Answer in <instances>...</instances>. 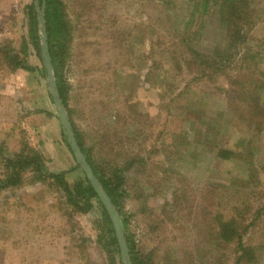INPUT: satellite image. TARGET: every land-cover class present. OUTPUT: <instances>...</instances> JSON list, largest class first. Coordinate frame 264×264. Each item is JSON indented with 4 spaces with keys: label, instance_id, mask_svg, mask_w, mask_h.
Masks as SVG:
<instances>
[{
    "label": "rangeland",
    "instance_id": "obj_1",
    "mask_svg": "<svg viewBox=\"0 0 264 264\" xmlns=\"http://www.w3.org/2000/svg\"><path fill=\"white\" fill-rule=\"evenodd\" d=\"M65 1L70 10L72 42L63 77L70 86L69 106H75L69 117L77 115L78 125L85 126L80 127L85 129L82 141L93 148L95 159L103 158L101 146L109 153L106 159H113L109 152L112 143L127 155L119 165L144 159L125 173V212L137 248L144 254L154 251L153 264H170L165 253L174 257L171 264H190V254L198 264L199 247L198 252L201 249L207 257L199 264H220L223 259H218V251L202 243L211 227L201 215L206 204L202 195L209 193L208 184L219 187L217 198L221 196L219 190L239 188L244 201L241 210L246 213L244 221L239 220L244 233L257 206L264 205V131L253 150L241 149L253 123L232 111L221 94L230 86L228 79L235 78L202 77L201 72L190 68L193 50L212 59L219 49L228 48L227 29L221 25L218 6L210 1L208 14H203V0ZM249 1L255 12L254 24L245 48L233 63L234 67L245 55L244 60L249 62H240L235 70L243 78H248L244 72L254 76L251 71H264V0ZM32 3L0 0V182L12 171L11 161L32 152L42 157L47 173L67 172L76 166L63 139L44 63L31 41L27 7ZM244 28L247 31L249 25ZM18 53L36 70L14 69L9 57ZM253 56L258 60L249 58ZM122 66L132 71L127 77L130 84H139L141 92L146 93L145 97L141 94L140 101L130 90L125 107L117 100L113 106L105 99L113 92L115 80L111 74ZM259 73L264 83V74ZM260 89L264 91V84ZM46 105L57 119L61 150L54 143L49 145L39 129L28 122L36 115L49 125L51 113ZM140 105L146 109L145 116L136 112ZM88 110L94 116H87ZM118 120L124 123L119 129L122 132H112L117 127L109 123ZM109 128L101 144L102 132ZM48 131L47 138L52 136L53 125ZM219 149L237 150L241 155L223 160L217 154ZM33 167L22 174L17 186L0 189V264H119L112 263L98 240V211H73L66 205L60 185L36 177ZM155 171L162 177L159 181ZM66 177L73 186L83 173L77 170ZM148 177L158 185L142 182ZM144 197L150 209L148 217L140 215L137 205ZM223 211L227 217H234L231 208ZM245 233L247 246L264 244V214ZM260 253L261 258L253 264H264V250Z\"/></svg>",
    "mask_w": 264,
    "mask_h": 264
},
{
    "label": "trees",
    "instance_id": "obj_2",
    "mask_svg": "<svg viewBox=\"0 0 264 264\" xmlns=\"http://www.w3.org/2000/svg\"><path fill=\"white\" fill-rule=\"evenodd\" d=\"M45 1L46 5L44 8V24L48 37L57 86L68 109V112L71 113L68 104V87L66 85V80L63 77V71L69 55L68 45L72 42V25L68 17L70 10L65 0ZM210 1L213 2L214 5L218 6V13L222 23L221 25L226 26L228 48H225L224 50L219 49L212 59L207 56L205 57V54L202 52L193 50L194 56L190 62V68L201 72L202 77L207 75L210 77L223 75L225 76L226 80L228 77L235 78L234 80L233 78L228 79L230 86L224 87L221 90V94H223L225 99L228 100V105L232 111L241 114L243 118L248 117L253 123V127L250 132L251 134L244 141L245 148L243 144L240 146L241 149L253 150L256 140H260V135L264 131V91L260 92V86L264 83H262V79L260 80L257 76L259 72L255 74L254 70L251 71L254 76L244 72L248 75V78H243L241 73L235 72L236 69L240 68V62H249L248 60H244L245 55L243 58L241 56L238 64L236 63L234 67L233 63L234 60L237 59V56L240 55L241 51L245 48L248 31L251 30L254 24L252 19L255 16V12L249 0H203L201 4L204 9L203 14H208L207 8ZM43 2L44 0H39L41 7ZM198 2L200 3V1ZM27 10L31 26V41L37 55L44 63L41 41L42 27L40 22V13L34 0L33 3L27 7ZM193 16L194 12L192 13L191 17ZM247 25H249V29L246 31L244 27H247ZM21 54L18 53L9 57L12 58V62L15 64L14 69L35 71L36 69L26 65V61L21 60ZM205 58H207V60ZM249 58L255 61L258 60V57L256 58L255 56ZM154 62L156 63V61ZM246 70L247 69L244 71ZM44 72V75L47 77L45 63ZM260 73L263 75L264 71ZM260 73L259 76L261 75ZM51 98L54 100L52 95ZM71 122L74 135L81 146L83 153L89 161L95 175L104 187V190L109 195L112 203L120 214L133 264H153V261L151 260L152 255L155 252L152 251L144 254L137 248L133 235H131L129 231L130 217L125 212L124 203V199L128 196V181L126 180L125 173L134 167V163H139L144 159L139 157L137 158L138 160H126L124 161L123 165H119V161L121 159L123 160L124 156L127 155H125V152L121 153L117 151L115 146H113V143L109 147L110 154L114 156L113 159L110 161L106 159L108 151L103 146L100 148V153L101 155L103 153L104 159H100L101 156L99 159H95L93 156V148H87L84 145L82 141V134L74 125L73 119H71ZM113 127L117 128H114L112 132L116 131V133H121L122 131L119 129L123 127V124L115 125ZM109 132L110 128L106 129L105 132H102V137H100L101 144H103V136ZM63 139L73 155L68 143V139L64 134ZM114 141L116 140L113 139V142ZM117 143L122 149V145L119 144L121 142ZM32 154L33 155L30 156L26 155L25 157L21 155L16 159V161L10 162V165H12L13 169L6 179L0 182V189H3L7 186H17L22 179V174L34 166L32 169L36 171V177L44 179L49 178L53 180L54 184L60 185L65 195V203L68 207L73 208V211L81 214L88 213L94 209L98 211V223L101 231V233L98 234V240L101 242L102 246L105 247V250L112 263H117L118 261L119 264H122L120 245L111 218L99 195L93 188L85 172L81 169L77 160L75 159L76 166L67 172L47 173L45 172L43 163L41 162L42 157L40 158L37 154L34 155L33 152ZM217 154L223 160H235L241 155L237 150L230 149H219ZM77 170H80L83 173V177L77 179L74 185L71 186V184L67 181L66 176L69 173H73ZM140 172L144 174L143 170ZM153 173L155 174V178L158 181L160 178H162L160 177L159 173H156V171ZM149 179V177L148 179H142V182H146L147 180L150 182L149 184L154 185V187L158 185L153 184L152 180ZM208 186L209 193L204 197L202 195V198L206 200V204H203L204 212H202L201 215H204V218L211 227L209 228L206 224L207 228H209V232L203 237L202 243L210 245L212 248H215L218 251V259L220 261L223 259L220 264H244L245 262L247 264L255 263L261 258L260 250H264V244L260 245L259 247L254 244L252 246H247L246 242L244 241V234H246L245 232L250 226H255L257 221L263 217L264 205L260 203L257 206L254 215L252 214L253 219H251V223L247 228L245 227L243 229V233L242 229L240 228L241 226L239 225V220L241 222L244 221V215L246 214L241 210V207L244 205V201H242V196L239 192H243L239 190V188L232 187L225 191L219 190L221 196L217 198L215 195L218 193L219 187H210L211 184H208ZM227 195L230 196L231 199L228 198V200H224ZM137 205L140 215H147L148 217L150 209L147 208L146 197H144L143 202H138ZM68 207L67 209L65 208L67 215L69 211ZM228 208H231L233 211V218L232 216L227 217L228 215H225L226 211L223 210H227ZM198 248H196V254L199 256V264L203 259H207V257L204 251L203 253L201 252V249L198 252ZM220 250L222 253L219 252ZM167 254L168 253H165L164 257L166 260L168 259V262L171 264L174 257L172 255L168 257ZM178 259L179 258H177V260ZM190 261V264H195V262H197V259H195L193 254H190Z\"/></svg>",
    "mask_w": 264,
    "mask_h": 264
},
{
    "label": "water",
    "instance_id": "obj_3",
    "mask_svg": "<svg viewBox=\"0 0 264 264\" xmlns=\"http://www.w3.org/2000/svg\"><path fill=\"white\" fill-rule=\"evenodd\" d=\"M35 3L40 13L39 15H40V22L42 27V34H41L42 53H43L44 63L46 66L47 80L50 87V93L54 99L53 101L55 107L58 109V115L63 127V134L67 137L68 143L70 145V148L73 152L75 159L77 160L81 169L85 172L86 176L88 177L93 188L99 195L102 203L104 204V207L106 208L111 218L120 245L122 264H133L132 256L130 254L128 243L125 237V232L121 222L120 214L118 210L115 208L114 204L112 203L109 195L104 190V187L102 186L100 180L95 175L89 161L87 160L85 154L81 149V146L79 145L74 135L73 126L69 117L67 107L61 97V94L57 86L52 57L50 53V47L48 43V37L44 24V8L46 5V1L44 0L42 7L40 6L39 0H35Z\"/></svg>",
    "mask_w": 264,
    "mask_h": 264
},
{
    "label": "crops",
    "instance_id": "obj_4",
    "mask_svg": "<svg viewBox=\"0 0 264 264\" xmlns=\"http://www.w3.org/2000/svg\"><path fill=\"white\" fill-rule=\"evenodd\" d=\"M123 66H122V68H120L119 71L114 72V73L111 74L112 78H114V80H115V81H112L113 85H114L113 86V92L110 93V96H107V98H105V99L108 100L109 102H111L113 106H115V104H116L115 101L117 100V101L120 102V104L123 107H125V105L123 103H125V101L126 102L129 101L128 97L130 98V90L131 91L133 90L134 94L139 96L138 100H140V101H141V99H140L141 94H143L144 97H145V94H146V93H142L141 92V87H140L139 84H136V85H131L130 84V80L127 77H129L132 74V71L130 72L129 68L124 70ZM20 70L26 71L24 69H20ZM108 78L111 79V77L109 75H108ZM115 78L117 79V81H116ZM67 86L70 89V86H69L68 83H67ZM117 92H119V94ZM105 99H104V101H105ZM93 100L95 101V99H93ZM48 102H50V101L48 100ZM68 104H69V95H68ZM47 107L48 108L46 110H49V108H50L49 105ZM69 109H70L71 115H72L73 114L72 110L75 109V106L74 105H70ZM136 110H137L136 112H138V114L143 115V116L146 115V109H144L143 106L140 105L138 107V109H136ZM49 111L51 113L50 114L51 119H50L49 125H47V122L42 117L36 116V115H35V117L34 116L30 117V119L28 118V122L32 123L33 126H36L37 129H39L38 131L42 134V138L44 140H48V144L49 145L51 143H54L56 146L58 145L59 150H61L63 148V146L61 147L60 143L61 142L63 143V140H61V137H60L61 134H57L58 133V131H57V126H58L57 119L53 115L54 114V113H52L53 111H51V110H49ZM92 113L93 112H89V110H88L87 116H90V117L94 116ZM78 119L79 118L77 117V115L74 116L73 117V123L78 128L80 133L82 134L83 132H85L84 131L85 129H81L80 127L83 128L85 126L78 125L80 123V121ZM70 120H71V118H70ZM119 124H123L124 125L122 120H118L115 123H109V125H114V126L115 125H119ZM52 125H53V128H54V131H52V133H51L52 136L49 135L48 138H47L48 128H49V126L51 127ZM54 144H52V147H53ZM66 159H67V161L70 159L69 154H66Z\"/></svg>",
    "mask_w": 264,
    "mask_h": 264
}]
</instances>
